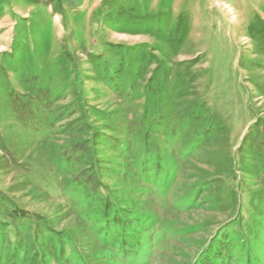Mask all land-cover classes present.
Masks as SVG:
<instances>
[{
	"label": "rangeland",
	"instance_id": "374dc122",
	"mask_svg": "<svg viewBox=\"0 0 264 264\" xmlns=\"http://www.w3.org/2000/svg\"><path fill=\"white\" fill-rule=\"evenodd\" d=\"M0 198V264H264V0H0Z\"/></svg>",
	"mask_w": 264,
	"mask_h": 264
},
{
	"label": "trees",
	"instance_id": "16d2710c",
	"mask_svg": "<svg viewBox=\"0 0 264 264\" xmlns=\"http://www.w3.org/2000/svg\"><path fill=\"white\" fill-rule=\"evenodd\" d=\"M0 211L3 216H5L8 221L4 224L3 228H4V236L1 235V242L4 244V246L6 244H9L10 241L12 242H17L18 241V237H20V234H23V232H25V215L23 213H21V211L19 209H14L13 207L9 209V207H11V205H9V201H7L6 199H1L0 198ZM104 209L106 211L107 207H108V204L105 203L104 204ZM238 210H239V214H240V217L242 216L241 215V210H242V206H241V203L239 204V207H238ZM128 218H122L121 221H119L118 223L116 221V224L118 226H123V227H128L129 225H134V221L130 219V216H132L133 212L131 210H129L128 212ZM129 213H130V216H129ZM18 221V222H16ZM21 221V223H20ZM16 222V223H15ZM133 229H134V226H133ZM6 231H11L12 234L9 235V234H6ZM128 237L127 240H130L131 242L135 240L134 238V233H125ZM8 235V236H7ZM119 246V247H117ZM126 246V243L124 242H115L114 243V248L117 250V251H120V249H124ZM19 251V250H18ZM21 251V250H20ZM230 255L231 257L233 258L235 255H236V250L234 248H232L230 250ZM213 256L215 257V254H216V251L213 252ZM219 255H221V251L218 253ZM17 255V254H15ZM39 263L40 264H52V263H55L57 264V260L53 257H49V260H46L44 261L42 259V257L40 258L39 260ZM64 264H71V261H70V258L69 259H66V263L63 262ZM61 263V264H63Z\"/></svg>",
	"mask_w": 264,
	"mask_h": 264
}]
</instances>
